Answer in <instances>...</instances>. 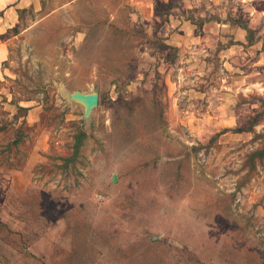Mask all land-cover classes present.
Here are the masks:
<instances>
[{"label": "rangeland", "instance_id": "374dc122", "mask_svg": "<svg viewBox=\"0 0 264 264\" xmlns=\"http://www.w3.org/2000/svg\"><path fill=\"white\" fill-rule=\"evenodd\" d=\"M129 4L44 0L6 36L0 264H264V75L195 61L164 3Z\"/></svg>", "mask_w": 264, "mask_h": 264}, {"label": "crops", "instance_id": "0c3cea01", "mask_svg": "<svg viewBox=\"0 0 264 264\" xmlns=\"http://www.w3.org/2000/svg\"><path fill=\"white\" fill-rule=\"evenodd\" d=\"M124 1H128L130 6L138 7L143 14L140 16L135 12L131 15L133 18H146L147 13H152L148 17L158 18L162 12H158L155 6L152 11L149 8L152 3H164L173 25L168 44L190 52L195 61L200 60L211 66L212 59L208 57L218 53L221 66L228 71L251 74L252 77L264 75V8L260 9L255 5L264 3V0H122V4ZM234 2L243 3L245 19L248 20L246 26L235 10L226 9V5ZM110 6L112 10L119 12V6L109 3ZM43 7L44 0H0V79L6 74L5 64L10 55L6 36L20 25L22 17L31 11L41 12ZM213 8L217 10L214 11ZM195 19L202 20L200 30L193 21ZM196 55H202V60L200 57L196 58ZM256 86H261L260 81H257ZM259 109L260 105L257 113L261 116L263 112L258 111ZM40 138L27 151L30 156H40L45 135L41 134ZM263 149L264 147L260 150Z\"/></svg>", "mask_w": 264, "mask_h": 264}, {"label": "water", "instance_id": "95a60500", "mask_svg": "<svg viewBox=\"0 0 264 264\" xmlns=\"http://www.w3.org/2000/svg\"><path fill=\"white\" fill-rule=\"evenodd\" d=\"M76 97L82 100L87 105L88 113H90L93 107L97 106L99 103V99L97 95H84L78 93Z\"/></svg>", "mask_w": 264, "mask_h": 264}, {"label": "trees", "instance_id": "16d2710c", "mask_svg": "<svg viewBox=\"0 0 264 264\" xmlns=\"http://www.w3.org/2000/svg\"><path fill=\"white\" fill-rule=\"evenodd\" d=\"M256 154L257 155H259V154L262 155V156H260L261 157L260 159H264V149L260 150V151H257Z\"/></svg>", "mask_w": 264, "mask_h": 264}]
</instances>
